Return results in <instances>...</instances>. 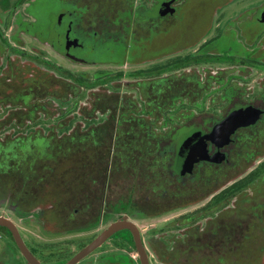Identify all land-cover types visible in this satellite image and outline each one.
Segmentation results:
<instances>
[{
  "label": "flooded vegetation",
  "instance_id": "obj_1",
  "mask_svg": "<svg viewBox=\"0 0 264 264\" xmlns=\"http://www.w3.org/2000/svg\"><path fill=\"white\" fill-rule=\"evenodd\" d=\"M121 222L149 264H264V0H0V264ZM75 264L141 260L123 225Z\"/></svg>",
  "mask_w": 264,
  "mask_h": 264
},
{
  "label": "water",
  "instance_id": "obj_2",
  "mask_svg": "<svg viewBox=\"0 0 264 264\" xmlns=\"http://www.w3.org/2000/svg\"><path fill=\"white\" fill-rule=\"evenodd\" d=\"M124 226H128L129 229H131L133 236H134V240L136 242V246H137V252L140 256V260H141V264H149L148 260H147V255L143 249V247L141 246V242L139 239V234L138 231L135 227H133L130 223H125V222H121L118 225L112 227L110 230L105 231L104 233H102L99 237H97L95 240H93L92 242H90L86 247H84L81 251H79L76 255H74L66 264H75L79 259H81L83 256H85L86 254H88L89 252H91L93 249H95L97 246H99L107 236L110 235V233L112 231H114L115 229H118V227H123ZM26 254V253H25ZM27 259L29 261V263L31 264H40L37 260H35V258H33L31 256V254L27 251Z\"/></svg>",
  "mask_w": 264,
  "mask_h": 264
},
{
  "label": "rangeland",
  "instance_id": "obj_3",
  "mask_svg": "<svg viewBox=\"0 0 264 264\" xmlns=\"http://www.w3.org/2000/svg\"><path fill=\"white\" fill-rule=\"evenodd\" d=\"M168 42L169 41H163V40H161V42H160V51L162 50V49H166V48H171L172 47V44H168ZM173 46H175V45H173ZM11 73H12V75H11V78L10 79H8L7 80V84L11 87V89H12V87L14 88V85H16V82L18 81L17 79H16V76L14 75V70L13 71H11ZM16 73H18V72H16ZM16 81V82H15ZM30 94H28L27 93V98H29L30 96H29ZM11 96H13V94H12V92H11ZM31 114V112L30 111H28L27 112V115H30ZM55 170H54V173L57 175V176H55V179L56 178H58L59 176H60V174L62 173V172H64V168L66 167L64 164H62V163H57V162H55ZM43 199V198H42ZM48 200H49V197H48ZM47 199H44V201H48ZM49 205H48V207H49V209H48V215H51V214H53V212L51 211V208H52V205H53V201H49V203H48ZM149 225V224H148ZM89 239H86L85 240V242L86 241H88ZM105 245H107V244H104L103 245V247L105 246ZM48 252L50 251L49 249H47V248H45ZM100 249V248H99ZM54 251H55V249H54ZM60 253H58V255L59 256H61L60 258H58V264H60V263H62V262H64L65 260H67V258L70 256V253H65V251H59ZM133 252V251H132ZM98 254V253H97ZM97 254H95V255H97ZM133 254H135L134 252H133ZM44 264H51L50 263V261H47V260H45V262H44Z\"/></svg>",
  "mask_w": 264,
  "mask_h": 264
},
{
  "label": "trees",
  "instance_id": "obj_4",
  "mask_svg": "<svg viewBox=\"0 0 264 264\" xmlns=\"http://www.w3.org/2000/svg\"><path fill=\"white\" fill-rule=\"evenodd\" d=\"M106 122H109V124H113L114 123V119L112 118V120L111 119H107V121ZM72 139L70 138V137H68V136H65L61 141H62V145H64V146H68L69 145V147L70 146H72L73 145V142L71 141ZM66 151H70L69 149H67ZM72 154L69 152V153H64V158H66V157H69V156H71Z\"/></svg>",
  "mask_w": 264,
  "mask_h": 264
}]
</instances>
